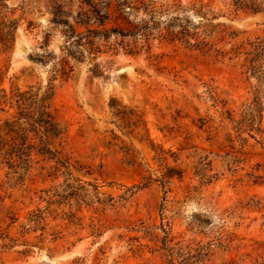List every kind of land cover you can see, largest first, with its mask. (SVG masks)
I'll return each instance as SVG.
<instances>
[{
    "label": "rangeland",
    "instance_id": "rangeland-1",
    "mask_svg": "<svg viewBox=\"0 0 264 264\" xmlns=\"http://www.w3.org/2000/svg\"><path fill=\"white\" fill-rule=\"evenodd\" d=\"M106 1V27L129 34L96 53L63 32L86 31L81 0L0 1V29L17 23L12 43L0 35V119L14 112L2 90L52 84L73 165L48 176L0 162V264H264V119L254 137L231 120L264 100L243 54L264 10Z\"/></svg>",
    "mask_w": 264,
    "mask_h": 264
},
{
    "label": "trees",
    "instance_id": "trees-1",
    "mask_svg": "<svg viewBox=\"0 0 264 264\" xmlns=\"http://www.w3.org/2000/svg\"><path fill=\"white\" fill-rule=\"evenodd\" d=\"M2 1V0H0ZM232 7V11L237 14L240 10H264V0H225ZM1 4V3H0ZM111 4L106 0H81L80 10L76 16V23L86 28L85 32L64 23L67 28L63 31L69 37H75L77 47L88 49L91 53L101 50L99 41H108L112 35L120 34L126 36L129 33L117 27H106V23L111 17ZM154 17V16H153ZM17 27L16 21H10L6 27L0 29L1 39L5 45L12 43ZM185 29V28H184ZM145 32H147L144 27ZM184 36L188 35L182 31ZM150 33H146L147 36ZM175 38L177 33L169 31ZM48 35H46L47 39ZM241 47H235L234 53L240 54ZM76 58L77 53H73ZM245 64L252 74L256 75L259 81L264 82V37L248 43V48L244 49ZM73 70L68 61H63L61 67L56 70L57 75L68 77ZM54 86H49L41 91L40 86L30 85L26 89L16 88L11 92L3 91V102L9 106L10 112L5 119H0V162L8 166L15 172L29 173L36 164L43 163L40 169L44 170L48 176L57 175L59 172L71 174L73 167L70 159L62 154L61 143H57L62 138L64 130L58 126L54 114L52 113V98ZM264 119V100L255 97L250 103L245 105L243 117L234 120L235 128L239 133L247 132L254 137L252 131L262 132ZM54 162L47 167V164ZM256 178L258 175H254ZM83 186L80 185L78 189ZM77 190V189H76ZM76 190L64 195L66 197L80 196Z\"/></svg>",
    "mask_w": 264,
    "mask_h": 264
}]
</instances>
